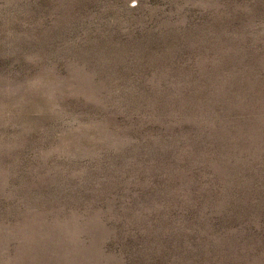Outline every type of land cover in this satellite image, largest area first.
Wrapping results in <instances>:
<instances>
[{
    "label": "rangeland",
    "instance_id": "obj_1",
    "mask_svg": "<svg viewBox=\"0 0 264 264\" xmlns=\"http://www.w3.org/2000/svg\"><path fill=\"white\" fill-rule=\"evenodd\" d=\"M0 264H264V0H0Z\"/></svg>",
    "mask_w": 264,
    "mask_h": 264
}]
</instances>
